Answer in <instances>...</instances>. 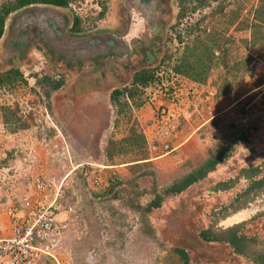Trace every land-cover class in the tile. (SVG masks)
I'll return each mask as SVG.
<instances>
[{
  "label": "rangeland",
  "instance_id": "obj_1",
  "mask_svg": "<svg viewBox=\"0 0 264 264\" xmlns=\"http://www.w3.org/2000/svg\"><path fill=\"white\" fill-rule=\"evenodd\" d=\"M2 1L4 0H0V3ZM121 1L128 16L130 10L144 11L142 6L151 11L157 0ZM161 2L162 8L159 10L156 8L159 11L157 19L152 21V24L144 22L143 31H134V41L138 37L142 39L144 36L142 34L146 33L149 38L145 40L147 42H144L145 46L150 48L149 45H156L155 51L161 52L162 58L170 55L169 60L165 61L173 64L185 51L189 57L191 53L206 56L205 45L212 44L215 40L211 48V56L205 61L206 80L196 87V92L199 90L201 94L199 98L203 99V109L198 107L200 112H205L207 117L216 115L210 120L206 118L205 127L196 130V138L192 136L184 144L183 149L189 144L188 148H191L189 153L197 159L199 157L198 162L203 161V156L206 160L227 146L232 150L230 156L218 163L207 178L176 196H168V193L163 191L165 185L159 186L158 182L166 186L171 183L169 179L167 182L164 181L163 166L160 165L159 171H153L146 163L132 170V166L139 165L129 166L126 179L128 178L127 180L132 184H123L122 188L118 189L122 190V193L125 189V194L120 192L119 196L131 195L137 189L140 199L138 194H134L121 201L112 196L116 192H109L108 188L102 186L92 189L95 197L96 194L105 195L102 200L103 206L99 204L98 209L94 210V201L86 197V192H78L76 188L79 198L77 207L80 208L77 210L80 215L76 228L75 230L72 228L62 248L57 251L58 262L42 260L38 264H217L219 257L227 256V252L222 249L221 244L200 240L198 233L202 229L208 226L215 228L228 226L235 221L249 218L251 212L259 215L249 220L251 226L241 223L243 229L249 227L251 232H255L260 230H256L254 226L258 229L264 226V189L250 192L246 201L240 205L244 210L228 216L225 221L226 216L221 218V215H214L220 205H229L236 194L241 193L248 186L249 179L240 173L243 168L261 166L260 172L254 176V179L264 176V41L255 46L251 45V31L248 28L253 21V8L258 5L259 0H206L201 7L186 13L181 20L177 16L178 0H161ZM195 2L196 0H188L186 5L191 6ZM69 8L71 9L67 12L73 10L83 17L84 27H93L99 9L94 0H77ZM156 9L152 11H157ZM55 10L49 6H35L10 14L0 39V76L10 66L18 68L22 74L13 85L6 82L0 84V106L15 112V120L8 124L3 122V113L0 112V166L10 168L9 177L5 176L8 178L5 181L13 182L12 189L6 192V196L2 185L0 186V190H4L2 196L5 197L4 199L0 195L1 207L10 203L13 194L23 192L21 190L24 184H21L22 179H19L21 163L19 159L14 160V146L28 143L35 151L36 157L45 161L48 152L54 153L60 146L67 145L72 155L82 157L85 161L97 162L111 146L108 141L117 124H121V129L116 131L120 132L127 123L124 122L127 114L122 118L119 110L114 106L113 110L109 109L110 119L93 121L94 119L89 118L85 121L75 116L74 120H69L70 117L58 121L59 113L81 111V106L86 107V105L72 104L71 109L62 105L57 106L52 100L62 102V98L69 95L70 90L64 88L57 90L52 100L44 95L48 87L43 78L48 77L52 80L63 78V74L46 58L43 48L45 37L56 32V28L51 25L53 20L51 15L54 16V21L57 20L58 25H61L62 19L66 17L64 13L67 12L60 11L61 18L58 16L57 19ZM99 22H96L97 26ZM112 25H106V31L113 35L115 26ZM119 25L122 23L120 22ZM262 30L264 31V27ZM178 35L182 36V42L177 39ZM194 58L195 56L192 55L191 59ZM160 61L150 67L153 72L162 65L163 62ZM166 62L163 64L167 65ZM95 73H98L97 68L91 74ZM188 80L186 78L185 82L189 83ZM141 92L136 91L134 100L131 101L132 105H126L130 111L128 122L134 114L137 115L135 110L139 104L151 105L157 100L162 101L163 96L156 91L152 90L150 100L148 95L143 94L144 91ZM193 99L191 102L197 107L198 98ZM191 102L187 99L185 105ZM84 111L89 112L85 108ZM98 111L100 118L107 115V110L104 108ZM125 112L128 110L126 109ZM137 116L142 118L143 115L138 113ZM195 117H199L200 120L192 117L181 123L184 133H190L205 120H203L204 116ZM111 119L113 123L111 122L110 128H105L108 137H104L102 142L99 133L107 124L106 121ZM139 125V129L142 126L146 129V124L140 127ZM177 131L176 127L174 134ZM174 134L172 133L171 143L175 146ZM241 135H245L247 140H238ZM44 136L45 140L42 139ZM152 138L160 145L161 150L158 151L165 153L162 148L164 138ZM158 143L153 146L156 145L157 148ZM78 162L80 160H75L73 165ZM70 167V164L61 168L47 163L43 173L60 177L70 171ZM1 171L0 175L3 174ZM101 174L103 179L107 177L103 171ZM115 179L122 180L119 177ZM228 180L234 182L232 188L225 191L216 189L219 183ZM108 182L109 180L104 179L103 184ZM155 194L162 195L160 207L147 211L146 206L153 200ZM76 200L78 199L75 197L73 202L76 203ZM118 206L119 210L110 215V210ZM230 214L226 212L225 215ZM220 219L221 222H218ZM0 226H2L0 236H6L9 232V223L2 213H0ZM263 238L264 234L260 235L259 240H264ZM179 249L187 253V260L181 256Z\"/></svg>",
  "mask_w": 264,
  "mask_h": 264
},
{
  "label": "crops",
  "instance_id": "obj_2",
  "mask_svg": "<svg viewBox=\"0 0 264 264\" xmlns=\"http://www.w3.org/2000/svg\"><path fill=\"white\" fill-rule=\"evenodd\" d=\"M122 4L123 2L121 0H108V8L105 15L100 20L97 29L95 28V30L90 33L73 34L70 33V31L68 32L69 25L65 27H62L61 25L54 26V16L51 15V17H53L51 23L56 28V32H54L53 35H48L45 37V44L43 45V48L45 49V56L49 60L51 65L55 66L63 74V83L60 88L70 90V92L67 97L62 98V102H56L55 99L53 101L52 99L55 97V93H57V90L60 89L59 88L57 90L51 91L48 99L51 98L52 102H54L57 106L62 105L65 108L68 107L69 109H71L72 104H74V106L86 105V107L81 106V111H73L71 113L69 111H66L63 113H59L60 117L58 116V121H63L65 119H69L70 117L71 118L69 120H74L75 116H78L81 120L85 121L89 118L94 119L93 121H98L100 119H110L111 115H109V109L113 110V106L117 107L113 105V101L110 97L111 92L115 89H121L131 86V83L133 82V75L136 71L143 68H150L154 66L157 61H160L162 59L161 52L155 51V48H157L156 45H149L150 48H148V46H145V43H147L145 40L147 39V37L149 38V36L145 35L146 33L142 34L144 35L142 39L137 36V40L134 41L135 37L133 38L134 31H143L142 25L144 24V22H150L152 24V21L157 19V14L159 12L158 10L162 8L161 0H157L155 2V4L152 6L151 11H148L146 8H144V6H142V9H144V11H140L137 9V11L130 10L128 12V17L127 11L125 10V8H123ZM132 6L134 7V5ZM154 8H157L158 10L156 9L157 11H152ZM60 11L66 12V10L56 9L54 13L57 14V19L58 16L60 17ZM64 14L66 15V17L63 18V20H70L69 15L67 13ZM124 16H126V19L128 20L127 24L125 23ZM112 22H114V24ZM120 22L122 23V25H119ZM106 25L115 26V30L112 31L115 34L112 35L108 33V31H106ZM157 41L158 40H156L155 43H157ZM50 42H52V44H50ZM96 68L99 74L95 73L92 75L91 73ZM75 76L76 78H74ZM72 77L74 79H72ZM69 81L71 83H69ZM188 81H190L189 85H191V88L196 91V87L199 86V84H196L192 80ZM197 93L201 95L199 90L197 91ZM155 102L157 103L160 101L157 100ZM155 102H153L151 105L147 103L139 104L135 111H137V115L139 113V115L142 114L143 116L142 118H139L134 114L131 117L130 122H128L130 118V111L127 107L128 105H125L126 108L124 107V110L119 113L122 118H124V114H127V119L124 120V122H127L125 124V128L120 130V132H116L118 129H121V124L118 123L114 133H112V137L109 138L110 140L108 141V143L111 146L106 150L111 153L110 159L106 157L104 150L103 158L99 160L97 159V163L101 164L102 167H104L102 171L106 174V178L109 177L108 180L110 183L108 182L106 186V188L109 189V192H116L118 189L122 188L121 186L123 184H132V182L127 180L128 178L126 179V175L129 172L128 168L131 165H139L132 166V170L140 167V165L142 166L143 163H146L147 165L151 166L153 171H159V168L163 166V175L165 178L164 181L167 182V180L169 179V181L172 182L179 177L181 178L185 176L189 172L195 170V168L200 166L202 163H204L205 156H203L202 158L203 161L198 162L197 160L199 159V157L197 159L193 154L189 153V150L191 149L188 148L189 144L185 146L184 149L183 146L192 136L196 138V130L205 127V125L207 124L206 120L212 119L216 114L207 117V114L205 112L202 113V116H204L203 120H205L197 127L193 128L190 133H184L181 123L185 122L182 120L177 127L178 131L175 134V148L171 151L160 153L161 149L159 143L152 138L154 137L156 139L153 133L157 132V130L152 125L148 126V123L153 118L152 113L156 108ZM202 105L203 99L198 98L197 107H199V109H203ZM84 108L89 112L84 111ZM101 108L107 110V115L103 118H100V111H98ZM126 109L128 110V112H125ZM195 113L196 112H194V114ZM90 114L93 116H90ZM195 116L197 115H194L195 120H200L199 117ZM106 122L107 124L99 133V139L102 142L104 141V137L107 136L105 128L109 129L111 122L113 123V120L111 119ZM138 122L141 123L140 125L146 124V129H143V126L140 127ZM138 125L140 129L137 128ZM179 128L182 131H180ZM132 130L142 136L137 143H134V141L129 138ZM171 138L173 139V137ZM115 139L117 140L115 141ZM194 141L196 143L198 142V140ZM155 143H158L157 148L156 145L153 146V144ZM152 149L155 151H153ZM158 149L160 150L158 151ZM153 152L154 155H152ZM185 152H188V154H185ZM210 173L211 172H209V174ZM116 177H119L122 180H114V178ZM158 183L159 186L165 185L166 187V184H160V182ZM123 191L124 192L121 193L125 194V189ZM134 194H138L139 199L141 198L138 190L135 189V191L131 195L120 196L124 198L120 199L123 201L127 198H130ZM169 195L173 196L171 193H168V196ZM160 196L162 197L161 194ZM116 198L118 199V197ZM220 207L221 205L219 206V209ZM117 210H119V206L116 207V209H111L110 215H113L115 212H117ZM240 210H244V208L240 207L233 211L230 215H226L224 221L226 220V218H228V216L234 215ZM258 215L259 214H256V212H251L249 218L235 221L233 222V224H228V226L224 227L221 226V228L230 227L241 223H244L245 225L249 224V226H251L249 220ZM218 222H221V219ZM252 225H255L254 222H252ZM254 228L260 231L251 232V229L249 227L244 229L242 228L243 233L247 238L256 240V250L254 251V248L252 249L254 251V254L252 253L253 255L251 254V256H243L235 254L227 244L219 243L222 245V249L227 252V256L222 257L218 252L221 257H219L217 264H264V262H262L255 255L257 249L264 248L260 247L262 243L264 244V240H259L260 235L264 234V226L261 227V229H258L256 226H254ZM1 229L2 226H0V230ZM8 233L6 234L8 235ZM258 241L259 244H257Z\"/></svg>",
  "mask_w": 264,
  "mask_h": 264
},
{
  "label": "built area",
  "instance_id": "obj_3",
  "mask_svg": "<svg viewBox=\"0 0 264 264\" xmlns=\"http://www.w3.org/2000/svg\"><path fill=\"white\" fill-rule=\"evenodd\" d=\"M154 77L152 82L146 87L140 86L138 91H144L148 100L152 97V90L163 96L148 126L152 125L157 130L154 132L156 139H161L159 136L164 138L162 148L171 151L175 148L171 144L172 133L181 121L191 119L193 115L202 117V112L191 102L200 95L185 82L186 77L168 65L160 66ZM124 99L132 105L133 98L128 93L124 94ZM187 99L191 104L186 106ZM13 155L14 160L19 159L21 163L19 179H22L20 183L24 185L21 190L23 192L13 194L11 201H14L0 206V213L4 214L9 223L8 235L0 236V264H38L42 260L58 262L57 251L62 248L72 228L75 230L79 220L76 188L78 192H86V197L94 201V210H97L103 197L102 194H96L95 197L92 189L102 186L106 188L108 183L103 184L106 177H101L104 167L94 160L89 162L72 155L67 145L60 146L54 153L48 152L45 161L36 157L28 143L14 146ZM75 160L80 162L73 165ZM47 163L61 168L70 164L71 170L60 177L45 174L43 170ZM8 169L0 166L3 172L0 175V186L5 190L4 196L13 186L11 180L5 181L8 179L5 176L9 177ZM4 190H0L1 196ZM75 197L78 199L76 203L73 202Z\"/></svg>",
  "mask_w": 264,
  "mask_h": 264
},
{
  "label": "trees",
  "instance_id": "obj_4",
  "mask_svg": "<svg viewBox=\"0 0 264 264\" xmlns=\"http://www.w3.org/2000/svg\"><path fill=\"white\" fill-rule=\"evenodd\" d=\"M76 1L77 0H4L0 3V39L4 34L6 27V19L10 14L16 13L17 11H20L27 7H35V6H46V7L49 6L59 10H66L67 12L68 9H71L69 8L70 5L72 3H76ZM94 1L98 5L99 9L94 18L92 28L84 27V23L81 16L75 13L73 10L70 11L71 13L67 12V14L70 17V20L62 19L61 26L65 27L69 25L68 32L70 31V33L73 34L86 33L87 31H91L97 28L96 22H99L105 15L108 8V0H94ZM178 1H179L178 4L179 10L177 16L179 20H181L186 13L195 11L198 7H201L206 0H196V2L191 6L186 5L188 0H178ZM252 16H253V21L250 23L248 28H250L249 30L251 31L250 44L255 46L258 43L264 41V31L262 30V27H264V0H259L258 5H256L253 8ZM124 17H125V23L127 24L128 20L126 19V16ZM53 23L55 24L54 26L58 25L57 20H55ZM177 39L180 42H182L181 41L182 36L178 35ZM214 43L215 40L213 41L212 44L205 45L204 47L206 49L205 52H207L206 56L205 55L199 56L196 53H191L189 57L187 55V52L185 51L184 54L180 58H178V60L173 64L172 63L169 64L166 62L171 57L170 55H166L164 58L161 59V61L163 63L166 62V64L170 66L173 69V71L183 75L189 80H192L196 84H201L206 80L205 74L207 73L206 71L207 63L205 61H207V59L209 60V57L211 56V52H212L211 48L213 47ZM192 55L195 56L194 59H191ZM203 58L206 59L204 60ZM163 63L161 64L163 65ZM162 65H159L158 67ZM157 70L158 68H156L154 72L152 68L140 69L134 73L132 79L133 82L131 83V86L121 89H115L111 92L110 95L111 100L113 101V105L118 107L119 112H122L124 110L123 107L127 105V102L121 100L124 99V94L128 93L130 97L134 98V95L136 91L139 90L140 86L146 87L150 82L153 81V79H155L154 73ZM21 76L22 74L18 68L10 66L4 71L3 75L0 76V84L6 82L7 84L13 85ZM43 79L48 87L47 88L48 90L44 91V95L46 98H49L50 92L59 89L63 83V78H61L60 80H52L48 77H45ZM1 111L3 113L2 117H3V122L5 124H8L9 122H12V120H15L14 111H10L8 110V108L6 109V107L0 106V112ZM141 137L142 136L135 133L134 130L131 131L129 136V138L132 139L134 143L139 142ZM238 140L246 141L247 139L245 135H241L239 136ZM106 151H105V155L107 158L110 159L111 153ZM231 151L232 150L230 146L223 148L221 152H219L218 154L212 155L209 158H207L204 161V163H202L200 166L195 168V170L189 172L188 174H186L181 178L172 181L168 186H166L165 189H163V191L166 193H171L173 196H176L184 192L185 190L190 188L193 184H196L197 182L207 178L209 172L214 171L218 163L226 160L230 156ZM260 169L261 166H249L247 168H243L240 173L242 176L249 179L250 182L248 186L241 193H237L235 198L229 205L221 206L220 209L216 210L217 212H214L215 214L214 213L213 214L221 215V218H223L224 216H226L225 215L226 212L232 213L233 212L232 209L236 210L239 207H241L240 205L244 201H246V198L250 192L253 191L255 192L256 190H263L264 176L254 179V176H256L260 172ZM106 179L108 180L109 177ZM230 181L231 180L223 181L219 183V186L216 187V189L220 191L229 190L234 185V182L233 181L230 182ZM121 191L119 190L118 192L116 191V193H114L112 196H114V198L118 197L119 200H121L123 198L119 196ZM105 192L106 191H104V193ZM104 196L102 194L103 199ZM161 200L162 197L159 194H155L153 200H151L149 204L146 206L147 211L160 207ZM236 203L237 205H235ZM102 204L103 202L101 201V206H103ZM242 228H243L242 224H236L225 228H215L214 226H208L207 228L202 229L198 233V237L200 240L204 242L216 243V244L225 243L232 249L233 253L235 254L243 255V256H248V255L251 256V254L252 253L254 254V251L256 250L255 249L256 240L247 238L246 235L243 233ZM257 244H259V241L257 242ZM260 247H264V244L262 243ZM178 251L181 254V256H183L184 259L186 260L188 259L187 253L184 252V250L179 249ZM255 255L262 262H264V248L257 249Z\"/></svg>",
  "mask_w": 264,
  "mask_h": 264
},
{
  "label": "clouds",
  "instance_id": "obj_5",
  "mask_svg": "<svg viewBox=\"0 0 264 264\" xmlns=\"http://www.w3.org/2000/svg\"><path fill=\"white\" fill-rule=\"evenodd\" d=\"M199 98V97H198ZM123 101H126L125 99H122ZM127 102V101H126ZM128 104V103H127Z\"/></svg>",
  "mask_w": 264,
  "mask_h": 264
}]
</instances>
